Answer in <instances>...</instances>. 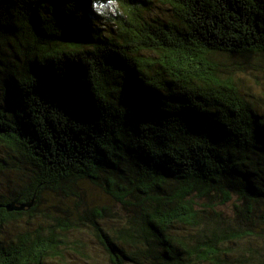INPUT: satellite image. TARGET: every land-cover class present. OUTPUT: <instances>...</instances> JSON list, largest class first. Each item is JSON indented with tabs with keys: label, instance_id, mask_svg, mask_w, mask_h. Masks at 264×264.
Wrapping results in <instances>:
<instances>
[{
	"label": "trees",
	"instance_id": "obj_1",
	"mask_svg": "<svg viewBox=\"0 0 264 264\" xmlns=\"http://www.w3.org/2000/svg\"><path fill=\"white\" fill-rule=\"evenodd\" d=\"M228 57L264 68V0H0V173L17 175L0 204L35 202L0 207V264L64 257L83 222L110 264H229L225 245L264 240V94ZM86 182L123 214L54 201ZM234 199L240 231L214 203ZM25 215L44 222L5 233ZM235 261L264 264V250Z\"/></svg>",
	"mask_w": 264,
	"mask_h": 264
},
{
	"label": "rangeland",
	"instance_id": "obj_2",
	"mask_svg": "<svg viewBox=\"0 0 264 264\" xmlns=\"http://www.w3.org/2000/svg\"><path fill=\"white\" fill-rule=\"evenodd\" d=\"M118 6L114 4H109L107 6H103L100 8L101 14H103V20L105 21L107 32L112 34L115 33V27L111 26L114 24V15L117 11ZM153 12V16H157L160 14H166V6L161 4L159 1H155L151 7ZM115 25V24H114ZM113 25V26H114ZM226 61L229 63H234L238 68L236 71L239 75L242 76L243 82L245 84L250 85L256 93L264 94V68L258 66L257 59H245V58H233L228 57ZM258 66V69L255 67ZM5 145L0 142V154L5 151ZM10 178H16L17 175L11 173L7 175L4 172L0 173V180L4 181L8 176ZM21 176V175H20ZM19 176V177H20ZM77 193L81 195L80 198H76V196L67 197L65 194H62L60 197L58 196V200H54L59 204L62 208H71L78 209L82 215L87 219L88 215H90L91 209L96 207L97 205L102 206H111L112 212H115L116 216L122 215L123 212L119 208L118 205H114V201L110 199L109 196L105 194V192L99 187L89 182L81 183V187L76 190ZM235 199L232 202L226 204H220L219 202H214L218 204V210L222 211L223 216L227 221L235 226L236 229L246 228L245 222L242 221V216L237 214ZM116 204V203H115ZM79 207L77 208V206ZM50 209H53L50 206ZM57 207V205H56ZM59 210V209H58ZM114 215L107 216V224H113ZM43 218L32 219L29 216H23L21 219L16 220L14 223H11L7 226L5 233L14 234L15 232H20L26 230L28 227L32 229L39 226V224L43 223ZM113 222V223H112ZM79 223L80 227L78 230H73L68 233V237L71 241H80L79 246L76 249L66 248L64 257L60 258H50L45 264H110L108 257L105 251L100 246L93 232L91 231V227L84 224ZM257 226H264L263 223L257 222ZM174 232L181 236L182 238H186L190 242H194L197 236V230L192 227H187L183 225H177L174 228ZM249 248H256V250H264V240L263 238L250 235L242 238L236 242H232L231 244H227L224 246V251L228 254L227 260H232L229 264H238L235 261V258L239 256V254L246 253V250ZM227 254L222 255V258H225ZM224 264H228L227 262H222Z\"/></svg>",
	"mask_w": 264,
	"mask_h": 264
},
{
	"label": "water",
	"instance_id": "obj_3",
	"mask_svg": "<svg viewBox=\"0 0 264 264\" xmlns=\"http://www.w3.org/2000/svg\"><path fill=\"white\" fill-rule=\"evenodd\" d=\"M18 201H19V198L5 204V205H2L0 204V207L2 206H5V208L9 211V212H12V211H23V210H26L30 207H32L34 205V199L31 201V202H27V203H22V204H18Z\"/></svg>",
	"mask_w": 264,
	"mask_h": 264
}]
</instances>
